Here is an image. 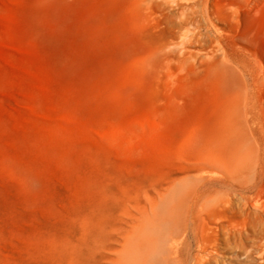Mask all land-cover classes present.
<instances>
[{
	"label": "rangeland",
	"instance_id": "374dc122",
	"mask_svg": "<svg viewBox=\"0 0 264 264\" xmlns=\"http://www.w3.org/2000/svg\"><path fill=\"white\" fill-rule=\"evenodd\" d=\"M228 8L0 0V264H118L148 196L203 175L202 155L237 124V81L264 104V29L242 35ZM256 133L254 172L204 196L244 190L264 203ZM207 178L229 180L222 169ZM246 212L227 240L210 230L202 264H263L264 217ZM226 215L243 220L235 207Z\"/></svg>",
	"mask_w": 264,
	"mask_h": 264
},
{
	"label": "bare ground",
	"instance_id": "6f19581e",
	"mask_svg": "<svg viewBox=\"0 0 264 264\" xmlns=\"http://www.w3.org/2000/svg\"><path fill=\"white\" fill-rule=\"evenodd\" d=\"M163 1L167 3L171 0ZM226 1L242 35L250 27L264 29V0ZM250 56L254 61V55ZM221 69L225 73L230 71L227 65H222ZM237 86V124L229 121L224 138L214 141L206 149L200 164L203 175L197 181L175 187L168 196H148L147 203L138 207L132 215L118 264H202L209 255L205 236L210 230H223L227 240L231 229L237 230L249 220L247 208L260 212V216L264 217V203L258 196H243L244 190H238L240 196H204L217 185L233 187V180L243 177L242 173L248 172L249 167L252 169L255 133H264V104L256 103L253 89L249 90L243 80H238ZM219 169L227 174V182L214 183L207 178ZM234 207L243 213L241 223L231 222L226 215V211ZM221 221H228V224H220ZM212 223L219 226H212ZM261 227L264 231V225ZM260 256L264 264V249Z\"/></svg>",
	"mask_w": 264,
	"mask_h": 264
}]
</instances>
